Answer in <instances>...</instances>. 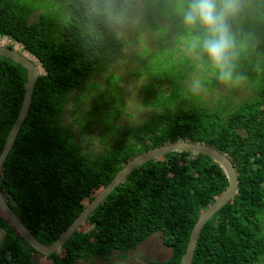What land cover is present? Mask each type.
<instances>
[{
	"label": "trees",
	"instance_id": "obj_1",
	"mask_svg": "<svg viewBox=\"0 0 264 264\" xmlns=\"http://www.w3.org/2000/svg\"><path fill=\"white\" fill-rule=\"evenodd\" d=\"M247 2L252 7L237 26L236 71L245 75L252 93L237 101L224 93L207 101L182 81L185 69L200 63L203 87L212 89L218 84L214 70L205 57L181 52L171 63L162 61L156 81L168 87L144 92L143 103L152 113L92 155L81 148L62 114L69 93L97 85L91 79L107 71L123 42L108 34L95 40L76 7L78 0H0V37L20 45L41 68L0 175L8 204L37 239H56L139 152L188 140L226 153L238 177L236 195L202 227L191 264H264V0ZM35 12L37 19L29 21ZM172 30L177 44L186 47L193 33L179 25ZM18 45L8 46L19 51ZM25 82L26 69L0 55V152L21 107ZM115 111L112 120L121 112ZM227 184L222 168L204 153L173 150L148 159L110 191L58 251L45 256L51 264H72L126 252L160 231L171 255L145 264H180L198 215ZM0 228V264H32L35 249L1 210Z\"/></svg>",
	"mask_w": 264,
	"mask_h": 264
},
{
	"label": "rangeland",
	"instance_id": "obj_2",
	"mask_svg": "<svg viewBox=\"0 0 264 264\" xmlns=\"http://www.w3.org/2000/svg\"><path fill=\"white\" fill-rule=\"evenodd\" d=\"M37 16L38 12L31 14L29 21L36 20ZM0 44L13 47L18 45L6 36L0 37ZM18 46L19 52L25 54L21 46ZM185 49L184 44H177L175 41L172 29L149 38L144 44L138 43L133 37L129 51H124L122 43L120 52L108 66L107 71L91 79L97 85L92 86L90 83L88 88L71 91L64 107L62 120L72 127L81 148L96 155L119 137L120 130L140 123L150 115L153 108L143 103L145 90L157 91L161 87L164 89L168 87L166 81H162L160 85L156 81L157 75L163 69L162 61L168 59L167 62L171 63L172 56L177 58L181 52L187 54ZM34 63L41 71L37 60L34 59ZM185 72L186 78L182 83L193 91L189 81L197 69L187 68ZM194 92L209 102L215 100L217 94L224 93L233 101H237L252 93L246 80L241 85L233 87L218 82L212 89L202 87ZM116 97L118 100L114 102ZM116 109L121 112L112 120ZM112 123L119 126L117 131L112 127ZM82 228L86 229L87 226L83 225ZM3 233L0 228V242ZM162 238L163 233L157 231L126 252L114 250L105 255L91 256L87 260L78 259L72 264H145L147 260H161L171 255V248L163 243ZM32 264H51V260L45 254L33 252Z\"/></svg>",
	"mask_w": 264,
	"mask_h": 264
},
{
	"label": "clouds",
	"instance_id": "obj_3",
	"mask_svg": "<svg viewBox=\"0 0 264 264\" xmlns=\"http://www.w3.org/2000/svg\"><path fill=\"white\" fill-rule=\"evenodd\" d=\"M87 32L97 41L105 34L123 42L129 51L134 37L144 44L149 38L177 25L193 33L186 46L194 59L205 57L215 79L228 87L246 77L237 72V26L252 7L247 0H78L76 5ZM197 72L189 81L193 91L203 87Z\"/></svg>",
	"mask_w": 264,
	"mask_h": 264
},
{
	"label": "water",
	"instance_id": "obj_4",
	"mask_svg": "<svg viewBox=\"0 0 264 264\" xmlns=\"http://www.w3.org/2000/svg\"><path fill=\"white\" fill-rule=\"evenodd\" d=\"M0 55L12 59L13 61L19 63L26 69V82L21 107L14 122L12 123V125H10L6 140L0 152L1 175L2 164L20 128L19 126L22 124L29 109L33 87L39 74V70L36 63H34L32 59L26 56V54L19 52L11 46L0 44ZM186 149L192 152L204 153L210 156L215 162L219 164L228 180L227 187L210 205H208L198 215L195 223L191 228L186 244V250L179 258L180 264H191L190 261L194 254L197 239L205 222L224 203H226L230 198L236 195L238 188L237 171L232 160L226 153L218 150L216 147L209 143L188 140H176L139 152L116 172V174L95 194V196L83 206V208L78 212V214L74 217L70 224L57 236V238L50 243H44L37 239L36 236L22 223L20 218L16 215L14 210L8 204L6 198L4 197L1 191V188L0 210L4 213L8 221L12 223L15 230L23 237V239L30 246L35 249L36 252L48 255L54 251H58L61 245L80 226V224L85 220L88 214L110 193V191L121 180H123L135 168H137L146 160L160 156L166 152Z\"/></svg>",
	"mask_w": 264,
	"mask_h": 264
}]
</instances>
